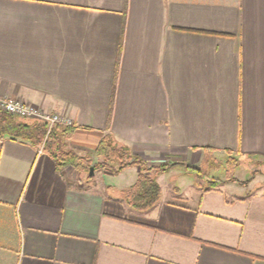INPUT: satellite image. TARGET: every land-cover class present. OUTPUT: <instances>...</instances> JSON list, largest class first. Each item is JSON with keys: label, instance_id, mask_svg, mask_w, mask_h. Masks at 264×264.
Instances as JSON below:
<instances>
[{"label": "crops", "instance_id": "0c3cea01", "mask_svg": "<svg viewBox=\"0 0 264 264\" xmlns=\"http://www.w3.org/2000/svg\"><path fill=\"white\" fill-rule=\"evenodd\" d=\"M0 96L68 114L79 154L109 132L149 166L207 148L264 162V0H0ZM177 168L136 209V166L81 179L5 138L0 264H264V180L209 187L184 168L166 191Z\"/></svg>", "mask_w": 264, "mask_h": 264}, {"label": "trees", "instance_id": "16d2710c", "mask_svg": "<svg viewBox=\"0 0 264 264\" xmlns=\"http://www.w3.org/2000/svg\"><path fill=\"white\" fill-rule=\"evenodd\" d=\"M74 128L73 125L55 124L46 135L47 125L45 122L16 117L0 109V142L5 138H10L20 141L29 140L38 146L42 145L41 150L54 160L57 168L70 166L79 173H87V179H89L91 177L88 174L90 166H93V171L103 170L112 174H118L128 167L136 166L138 173L135 181L123 191L124 200L132 208L146 209L156 202L161 194V188L155 174L164 172L175 164H182L185 169L194 172L201 181L208 182L209 187L225 180L237 181L233 177L224 180L217 177L209 179L206 171L199 165L168 162L149 166L127 144L118 141L109 132L101 136L93 150L79 154L65 147V142L70 139ZM206 151L205 156L209 157L210 164H212L214 149L207 148ZM226 153L228 157L225 162V171L232 173L238 160L231 151L228 150ZM249 180L238 181V183H247Z\"/></svg>", "mask_w": 264, "mask_h": 264}, {"label": "rangeland", "instance_id": "374dc122", "mask_svg": "<svg viewBox=\"0 0 264 264\" xmlns=\"http://www.w3.org/2000/svg\"><path fill=\"white\" fill-rule=\"evenodd\" d=\"M80 153H85L82 150H79ZM233 155V154H232ZM236 157L235 155H233ZM212 157L214 161L212 164H210L209 157L205 156L203 158V161L199 163V166L206 171V173L210 178L213 177H222L224 179L233 177L236 180L237 179H242V178H247L248 180L252 179L253 177L257 176V178L260 181L264 180V162L261 161L259 157L256 156H246L242 159H239L236 157L238 160V164L236 165L234 171L232 173L226 172L225 167H226V158L228 157V154H220L218 152H212ZM93 167V166H92ZM90 168V167H89ZM179 172L183 174H176L174 177H171L170 175H167L163 181V184L165 186L166 191L171 188L174 185H177L181 182V180L185 181H192L194 177L192 174L188 175L187 173L183 172L184 168H177ZM101 171H93V175L89 179H93L95 181H98V179L103 180L104 182H109L108 177L106 175L100 174ZM89 174V171H88ZM102 175V176H101ZM81 179H87V173H83L80 175ZM239 181V180H237ZM111 183H121L119 179L116 180H111Z\"/></svg>", "mask_w": 264, "mask_h": 264}, {"label": "built area", "instance_id": "2783aa9c", "mask_svg": "<svg viewBox=\"0 0 264 264\" xmlns=\"http://www.w3.org/2000/svg\"><path fill=\"white\" fill-rule=\"evenodd\" d=\"M0 109L16 117L45 122L47 125L46 135L55 124L73 125V120L68 114L46 111L34 104L15 97L0 96ZM41 146L40 149L42 148Z\"/></svg>", "mask_w": 264, "mask_h": 264}, {"label": "water", "instance_id": "95a60500", "mask_svg": "<svg viewBox=\"0 0 264 264\" xmlns=\"http://www.w3.org/2000/svg\"><path fill=\"white\" fill-rule=\"evenodd\" d=\"M89 175H93V167L92 166H90V168H89Z\"/></svg>", "mask_w": 264, "mask_h": 264}]
</instances>
